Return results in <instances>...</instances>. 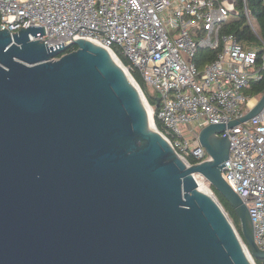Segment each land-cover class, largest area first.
<instances>
[{"label":"water","instance_id":"95a60500","mask_svg":"<svg viewBox=\"0 0 264 264\" xmlns=\"http://www.w3.org/2000/svg\"><path fill=\"white\" fill-rule=\"evenodd\" d=\"M39 32L0 29V264H254L195 174L230 203L253 257L264 259L223 176L226 125L199 131L194 144L210 159L188 165L106 48L75 39L65 53L71 45L30 40ZM263 107L264 94L228 126Z\"/></svg>","mask_w":264,"mask_h":264},{"label":"built area","instance_id":"2783aa9c","mask_svg":"<svg viewBox=\"0 0 264 264\" xmlns=\"http://www.w3.org/2000/svg\"><path fill=\"white\" fill-rule=\"evenodd\" d=\"M244 12L257 34L247 6ZM239 14L236 0H0V29L13 34L43 26L45 34H30V40L66 46L85 39L118 57L120 51L130 61L125 65L119 57L149 104L156 130L188 165H193L188 157L197 163L210 159L200 143L194 144L199 131L225 124L220 135L229 140V156L223 176L246 204L255 242L264 251V107L248 121L228 126L259 104L262 95L247 90L264 78V42L222 32ZM200 50L217 55L199 66ZM135 70L156 93L159 108L148 101ZM195 177L198 183L204 180L201 174Z\"/></svg>","mask_w":264,"mask_h":264},{"label":"trees","instance_id":"16d2710c","mask_svg":"<svg viewBox=\"0 0 264 264\" xmlns=\"http://www.w3.org/2000/svg\"><path fill=\"white\" fill-rule=\"evenodd\" d=\"M236 4L240 14L235 18H231L229 22L224 25L222 31L223 34H233L240 41H249V42L259 41L260 38L264 42V0H236ZM245 6H247L248 10L252 14V17L254 18L257 28V34L252 30V28L247 23V19L244 12ZM76 48H77L76 46H71L65 53H68ZM118 55L125 65L130 64L129 59L125 57L120 51L118 52ZM216 55H217L216 51L200 50L197 56V61L198 59L199 60L201 59L198 62L199 66H203L205 62L213 60L216 57ZM134 77L136 81L139 83L144 94L147 96L150 104L159 108V104H157L156 93L151 91V89H149L147 84L142 79L139 71L135 70ZM247 93L251 96L263 95L264 78L259 82H253L250 85V88L247 90ZM156 123L159 128L163 127L162 123L159 120H157ZM188 161L191 164L197 163V160L193 157H188ZM211 189L215 194V196L217 197L218 201L225 209V211L228 213L229 217L231 218L234 226L236 227L243 241L246 243L242 232L241 221L236 211L230 205V203L213 186H211ZM254 259L256 264H264V259H258V258H254Z\"/></svg>","mask_w":264,"mask_h":264},{"label":"bare ground","instance_id":"6f19581e","mask_svg":"<svg viewBox=\"0 0 264 264\" xmlns=\"http://www.w3.org/2000/svg\"><path fill=\"white\" fill-rule=\"evenodd\" d=\"M107 51L109 52V54H110V56H111V59H112L116 64H118L119 66H121V67L125 70V72H126V74L128 75L130 81H132V82L134 83V81L132 80V78H131V76H130V73H129L128 69L125 68V67L123 66V64H122V62H121V60H120V58H119V57L114 53V51H112L111 49H107ZM134 84H135V83H134ZM135 85H136V84H135ZM142 97H143V95H142ZM143 100H144V103H145V105H146V107H147V109H148V113H149V117H150V120H151L152 128H153L154 130H156V128H155V126H154V124H153V121H152V110H151L149 104L147 105V103H146L144 97H143ZM199 182H200V181H199ZM199 186H201L202 189H203L204 191L207 192V190H206L201 184H199Z\"/></svg>","mask_w":264,"mask_h":264},{"label":"rangeland","instance_id":"374dc122","mask_svg":"<svg viewBox=\"0 0 264 264\" xmlns=\"http://www.w3.org/2000/svg\"><path fill=\"white\" fill-rule=\"evenodd\" d=\"M231 18H235L234 16H231ZM147 103V102H146ZM147 105H148V103H147ZM199 180H200V182H199V184H201L208 192L211 190L212 191V189H211V186H210V184H209V182L204 178V180L203 179H201V178H199ZM214 196H215V194H214ZM217 198V197H216ZM243 243H244V245L247 247V244L243 241ZM247 249L249 250V248L247 247ZM249 252L251 253V251L249 250ZM252 254V253H251ZM255 263V262H254ZM256 264V263H255Z\"/></svg>","mask_w":264,"mask_h":264}]
</instances>
